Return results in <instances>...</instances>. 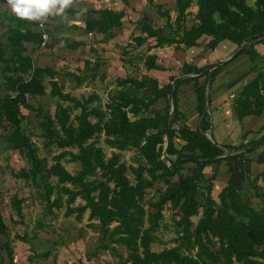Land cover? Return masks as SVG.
I'll list each match as a JSON object with an SVG mask.
<instances>
[{"label": "trees", "instance_id": "16d2710c", "mask_svg": "<svg viewBox=\"0 0 264 264\" xmlns=\"http://www.w3.org/2000/svg\"><path fill=\"white\" fill-rule=\"evenodd\" d=\"M152 2L149 0V5ZM173 2V21L169 10L163 9L162 5L155 6L157 15L166 20V30L153 29L149 17L143 14L137 23L141 36L132 38L134 44L141 47L147 40L154 42L147 47L146 53L172 46L186 50L196 47L200 40H208L214 45L229 42L237 50L247 44L241 55L248 58L255 76L235 98L234 110L239 121L250 116L260 117L264 112V0H253L252 5L248 0ZM193 2L197 10L193 15L194 22L188 28L187 21L191 16L188 10ZM63 13L86 15L83 30L87 35L97 33L114 38L113 30L123 27V14L107 9L88 12L67 9ZM91 14L97 17L93 18ZM57 16L54 12L51 18L55 20ZM39 22L33 30V21L0 13V27H6L0 35V73L6 91L0 96V121H5L10 129L5 138V149L17 152L28 165L14 178L28 180L40 189L43 212L52 214L53 210L64 209V216L74 215L77 222L88 212L87 221L97 223L99 232L109 244L125 248L127 260L123 264H264V189L256 184L257 178L246 179L254 198L260 203L256 207L243 200L242 193L233 184V164L246 159L250 152L244 151L256 140L232 147L219 146L207 138L211 128V84L222 68L236 58L211 71H208L210 65L197 68L185 63L180 75L187 78L175 82L173 87L171 83L177 78L174 76L162 86L148 76L117 79L116 86L120 91L111 95L102 109L92 106L98 100L96 95L76 99L63 93L56 74L35 66L32 58L26 55L25 43L38 47L45 44L38 29ZM46 27L43 24L49 39ZM82 46V42L74 41L68 48L76 50ZM257 47H262L263 52ZM122 54L129 55L128 52ZM156 60L155 54L145 56V70L157 69ZM46 78L50 86L48 95L56 99V104L53 116L43 114L37 125L39 136L45 140L44 148L55 147L57 150L51 158L52 164L39 157L30 137L20 128L21 110L42 115L27 102L29 98L46 96ZM181 85H192L196 96L199 120L194 131L180 122L178 90ZM125 87L147 94L133 96L121 90ZM172 100L174 111L165 149V130ZM175 126H180V132L175 131ZM101 137L112 150L108 158L97 145ZM131 151L142 164L127 166L122 161V153ZM240 152V157H230ZM63 162L78 164L79 170L72 175ZM221 163L228 167L229 178L213 199L217 170L205 178L204 169ZM128 173L132 175L133 183ZM259 178L264 182V173ZM172 179H176L175 184H171ZM205 180L207 184L203 183ZM157 182H163L167 187L150 204L152 211H146V193ZM77 200L81 203L75 206ZM20 206V201H13L18 218L22 217ZM167 206L175 212L172 217L175 246L154 252L151 245L161 228ZM6 231L0 211V236H5ZM2 253L9 264H14L8 243L0 242V259ZM33 256L47 258L48 254L33 253Z\"/></svg>", "mask_w": 264, "mask_h": 264}, {"label": "rangeland", "instance_id": "374dc122", "mask_svg": "<svg viewBox=\"0 0 264 264\" xmlns=\"http://www.w3.org/2000/svg\"><path fill=\"white\" fill-rule=\"evenodd\" d=\"M92 1L69 0V5L64 10L82 9L88 12L91 9ZM252 3L253 0H248L249 5H252ZM156 5H162L163 9L170 11L173 2L172 0H154L152 5L149 6L142 3L140 5L142 10L137 11L127 6L125 22L131 25L133 22L136 23L135 21H138L142 17L141 12L143 11L142 13H145L149 17L153 29L165 31L166 20L157 15ZM188 11L191 13L187 21V27L189 28L194 22L193 15L196 13L194 2ZM0 13L13 14L4 3V0H0ZM53 13L38 20L47 26L49 39L44 46L38 47L26 43L24 46L27 49L26 55L32 58L35 66L56 74V81L61 86L63 93H68L76 99H85L91 95H96L98 100L92 106H99L104 109L105 104L109 102V97L116 95L120 91L116 86L117 79L139 78L142 76L141 67L143 66L144 51L151 45V41L147 42L149 44L146 46L138 47L134 44L132 38L128 40L130 42H127V32L125 36L120 34L116 38L89 36L83 30V20L86 15L77 14L78 16L75 15L73 17L71 14L65 15L63 13L53 20L51 18ZM170 13V18L173 19L175 14L172 11ZM38 21H33L35 24L33 30H36V23ZM3 23L4 25L7 24L5 20H3ZM5 30V26L0 27V35ZM134 34H136V31ZM124 38L125 41H123ZM74 41H82L84 46L76 50L69 49L68 45ZM127 45L129 46L127 47ZM123 52H128L130 55L125 56L124 54L123 56ZM180 63L182 64V62ZM129 64H131V68ZM96 66H99L97 70L95 69ZM44 84L46 96L29 98L27 102L35 110L39 109L42 115H37L35 112L24 109L21 110L23 115L20 120V128L23 133L30 137L32 143L37 148L39 157L46 158L48 164H52L51 158L57 154V150L55 147L44 148L45 140L39 136L40 130L37 125L43 114L53 116L56 104V99L48 95L50 90L48 78L45 79ZM121 90L126 93L128 91L131 95L137 97L147 94L142 91L134 92L130 88L127 89V87L121 88ZM4 93L6 91H4L3 78L0 73V96H3ZM64 105H67V103ZM174 128L176 132H180L178 129L180 126H175ZM9 131L7 123L0 121V211L7 227L5 236H0V242L8 243L11 247L14 264L125 263L127 260L125 248L121 245L109 244L107 239L103 238L99 232L97 223L87 221L88 212L84 213L80 222L75 221L74 215L64 216V209L53 210L52 214H45L43 212L44 208L40 189L32 186L28 180L14 178V175L20 169H27L28 165L17 152L5 149V138ZM102 139L101 137L97 145L102 148L106 158H108L112 150L103 143ZM175 144L179 146L178 141H175ZM122 161L127 166L136 167L142 164L133 151L122 153ZM62 164L67 172L72 175L79 170L78 164L64 162ZM128 178L133 183V177L129 173ZM175 182L176 179L171 180V184H175ZM203 183L207 184L208 182L206 183L205 180ZM256 184L264 189V182H261L260 179H256ZM221 185L223 183L219 181L217 187ZM246 186L243 191L244 193L241 195L242 199L252 204L254 203L256 207H259L260 203L254 198L253 191L247 184ZM166 187L167 185L163 182H157L152 189L147 191L144 204L146 211H152L150 204L158 199L159 194ZM14 200H18L21 203V218L17 217L13 208ZM80 203L77 200L75 206ZM163 215L161 228L156 232V240L151 245V250L154 252L175 246L173 242L175 233L172 224V217L175 215V212L167 206L163 211ZM193 222L195 223L196 220ZM164 227L167 228L165 229ZM103 246L107 249H103ZM33 253H47L48 257L35 258ZM0 264H9L4 253H2Z\"/></svg>", "mask_w": 264, "mask_h": 264}, {"label": "crops", "instance_id": "0c3cea01", "mask_svg": "<svg viewBox=\"0 0 264 264\" xmlns=\"http://www.w3.org/2000/svg\"><path fill=\"white\" fill-rule=\"evenodd\" d=\"M88 2H90V0H88ZM92 2L93 3L90 7V10L99 11L107 9L123 14V27L120 30H113L115 35L114 38L120 34L125 36L127 32V42H130L128 41L129 39L141 36L140 31L137 29V23L140 22L142 17L138 19V21H135L136 23L133 22L132 25L130 23H126L125 20L127 17V6H130L131 9L136 11L142 10L140 5L144 3L149 6V0H103V2H101V0H93ZM173 5L170 7V12L172 11V13L175 14ZM142 12L141 15L145 14ZM92 17L96 18L97 16L93 14ZM85 19L86 17L83 20V24ZM135 31L136 34H134ZM92 35L100 38L108 37L106 35H99L97 33H93L89 36ZM123 41H125V38ZM149 41L151 40H147V42ZM147 44L149 43H146L143 46H146ZM153 44L154 42L151 41V45ZM100 45L103 46L102 43H100ZM146 49L144 51L142 64L144 62L145 56L151 55L150 53H152L157 56V69L146 71L143 65L141 67L142 76H148L156 79L159 83V86L167 84L171 76L177 78L185 77L180 75V69L185 63L193 65L197 68H202L220 61H226L237 51V47L229 42H221L214 45L208 40H200L196 47L186 50L177 49L176 46H172L164 47L162 49H153L146 53ZM257 50L259 52H263L262 47H257ZM128 54L130 55V53ZM191 54L193 55L191 56ZM180 62H182V64ZM160 69H164V71ZM254 76L255 74L251 71V65L248 58L245 55H241L236 57V59L232 62L225 65L212 82L209 91L211 128L207 138L217 145L232 147L245 145L251 141L257 140L259 137H261V135L264 134V112L260 117L250 116L239 121L234 110L235 98L239 95L242 87L246 85ZM178 100V108L181 114L180 122L190 130L194 131L197 128L199 117L197 113L196 96L192 85H181L178 90ZM233 168L235 169V177L233 179L234 187L238 188L239 192L243 194L244 189L247 187L246 184L248 183L246 179H260L259 175L264 173V143H262L259 148H256L255 150L248 153L245 160L236 161L233 164ZM215 169L217 170V175L213 181V199H216L217 194L226 186V182L229 178V174L227 172L228 167L224 163L219 165L214 164L210 167H206L204 169L205 178L210 177L211 172H213ZM219 181H221L223 185L217 187Z\"/></svg>", "mask_w": 264, "mask_h": 264}, {"label": "clouds", "instance_id": "9594fccd", "mask_svg": "<svg viewBox=\"0 0 264 264\" xmlns=\"http://www.w3.org/2000/svg\"><path fill=\"white\" fill-rule=\"evenodd\" d=\"M4 3L17 18L38 21L53 12L62 14L69 0H4Z\"/></svg>", "mask_w": 264, "mask_h": 264}, {"label": "water", "instance_id": "95a60500", "mask_svg": "<svg viewBox=\"0 0 264 264\" xmlns=\"http://www.w3.org/2000/svg\"><path fill=\"white\" fill-rule=\"evenodd\" d=\"M246 48H247V44L243 45L231 57H229L226 61H229V60H232V59L238 57L239 55H241L246 50ZM226 61H220V62H217V63H214V64L210 65V67L208 68V71H211V70L217 68L218 66L222 65ZM185 78H187V77L185 76V77H180V78L174 79V81L171 83V86L173 87L175 82L181 81V80H183ZM173 111H174V103H173V100H172L170 115H169V119H168L167 124H166V130H165V134H166L165 135V146H164L165 149H166V146H167V143H168L169 121H170V119H171V117L173 115ZM262 143H264V135L261 138H259L258 140H256L245 152L247 153V152H251V151L255 150ZM165 149L163 151V157H165ZM241 154H242V152L236 153L234 155H230V157L231 158H238V157L241 156Z\"/></svg>", "mask_w": 264, "mask_h": 264}, {"label": "built area", "instance_id": "2783aa9c", "mask_svg": "<svg viewBox=\"0 0 264 264\" xmlns=\"http://www.w3.org/2000/svg\"><path fill=\"white\" fill-rule=\"evenodd\" d=\"M38 29L41 31V38L43 40V43H46L48 37H47V34L43 30V23L42 22L38 23Z\"/></svg>", "mask_w": 264, "mask_h": 264}]
</instances>
